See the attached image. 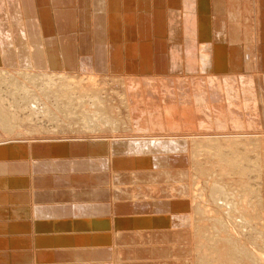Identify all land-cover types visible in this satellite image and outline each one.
I'll return each mask as SVG.
<instances>
[{"label":"rangeland","instance_id":"obj_1","mask_svg":"<svg viewBox=\"0 0 264 264\" xmlns=\"http://www.w3.org/2000/svg\"><path fill=\"white\" fill-rule=\"evenodd\" d=\"M25 1H27V0H17V2L19 3V12H21L20 19L23 23L31 21V18L33 17V15L30 14L29 10L25 9L26 7L23 6V4L24 5L29 4V1H27L26 3H25ZM169 1L170 0H163L164 4L162 3V0H159V2L157 4L155 1H152L153 4H151V5H154V7H152V8H150V7L147 8V6L145 8L141 7V5H142L141 4L139 9L137 7L133 8V10L131 11V14H130V12H126L124 10H121V11H114V10L110 11L107 9L103 10L100 13L105 15V19L107 21V24H105L103 26H101V25L98 26L97 23H94L97 21H96V17L95 18L93 17L94 13L92 12V9L91 10L88 9L86 12L84 8L81 9V5H78L75 8L72 5L64 6L61 2L60 3H53L52 1H47L45 3L37 4L36 16H37L39 22L41 23V25L44 27V29H42L41 31L45 32V36L51 37L53 40H55L54 38L57 39L56 43L57 42L58 43L56 44V46L59 45V46H57V47H59V49L55 50L56 52H53V53L57 54L58 57L60 56V58L62 57L61 59L59 58L60 62L57 65V67L59 65H60V67L59 68L56 67L57 69L54 68L56 70L53 69L54 70L53 72L56 74H59V73H61V74L67 73V75L71 74L72 76H74L76 78L75 82H72V83H75L74 84L75 86L77 83L76 81L81 79V83H80L81 85H79L80 90L81 91H83L84 89L86 90V87H87V89L89 90V91L88 90L87 91H88V94L90 96H92L94 94L93 93L94 91H92V94L89 93V92H91L90 89L91 88L94 89L93 87L95 86L96 87L95 90H97V91L99 90V94L101 96L103 95V98H106L105 99L106 102H109V103L111 102L110 104H112L114 111H116V113H114V114H116V116L115 115H114L115 117L113 116L114 117L113 120H115V124H117V125H114L116 127L113 126V128H115L114 130H116V131L115 132H114V130L112 131L111 130L112 124H109V125H104L103 127L100 125L99 126L95 125L93 127H95V130H97V129L98 130L96 132H93L92 125L86 126L85 124L82 123V121H80L82 124L81 125L80 122H77V120L73 121L72 117L74 116V113L71 112V110H68L69 111L68 112L69 117H67V118L64 117L65 115H62V113H57L58 112L57 108H55L56 106L53 103L51 104V107H50L52 112H50L49 115H51L52 113H54V114L51 115L52 117L51 116L48 117V118H51V120L44 119V121L43 120L40 121L41 117H39V120L35 119V120H33L34 122H32L31 120L30 121L25 120V121H22L20 123L17 122L18 124L17 123L15 124L17 126H15L14 134L11 132L3 131L1 129L0 130V144H4V143L10 144V143H14V142L27 144L25 146H29L28 144H30V148H31L30 150H32L33 152L29 151L28 153H30V154L25 153V155H24L23 151H20V153H18L16 155L18 157L14 156L12 154L6 153V155L8 154V156H6V155H4V156L6 158V161L10 165V166L7 165L8 167L7 166L6 167L11 169V171L1 170L0 175L1 174H4V175L7 174L8 176L9 175L12 176L14 174L13 176H15V177L17 176L19 178L22 177L24 180L28 179L29 175L27 172H29V171H30L29 172L30 174L37 175V176L33 175V178L43 177L44 175L46 176V174H47V175L57 176V178H59L58 180H60V177L62 175H64V177L70 178V179H68V178H66V179L72 180L74 182L72 183L71 181H69V182H64L63 184L69 183V184H67V186L71 185L72 189L74 188L73 190L79 191L81 194L77 193L75 191H72V190H68L67 188L58 190L59 187H57V186H59L60 183H58V181H56V180L50 181L49 182L50 184L48 183L50 186H48V187H42V186H40L42 184H39V183L37 184L38 187L36 186V184H35V187H33L32 183L29 180H27V181L25 180L26 182L24 181V185H25L24 187L22 184L19 185L22 188L21 187L7 186L6 188H3L2 190H0V192L7 191V192H11V194H14V192H17L18 190L19 191L23 190V191L32 192L31 193L32 200H33V198H35V199H34V202H32V203H31V201L29 202L28 200H27L28 202H25V201L21 202L20 200H18L19 198L17 199L16 197L15 198L12 197L13 200L10 199L11 201L9 199H7L10 201V202L9 201L7 202V200H6L7 203L5 202V200H3L4 202L1 201L0 208H2V206H3V208L5 207V209H6L9 205V207L6 210V212L7 211H9V212L6 213L5 215L6 216L8 214L9 215L11 214V215L10 216L8 215L7 217H4L5 215L2 217L0 216V222H1L0 225H5L6 227H10V229H7L10 231L11 230L13 231L15 229L13 231L14 234L17 233L19 236L25 235V237H27V236L31 235V237H32V235H34V239L37 236L39 238H41L40 234H43L42 232H44V231H40L39 228L41 227L40 226L41 224L44 225V222L46 220L47 221L45 222V224H47V223H49V225L55 224V226H56V224H57L56 221H58L60 219L61 220H60V222L58 221L59 223L57 225L58 226L63 225V226H61V229L63 231L66 230V231H72L73 232L76 230H83V231H85V232L87 231L89 233H91L92 231L97 230V229H98V231H101V230L106 231V229H102V228H106L109 226L108 221L110 222V221H115V220L118 221L119 220L118 223L121 222L123 224V229H124L123 233L128 232L129 231L128 229H131V228H132L131 229L132 232H134V233H135V231L138 232L141 229V228L137 227L139 224L135 225V226L130 224L131 228H129L130 226L127 223L134 216V215H132V212H130V214L127 212H123V210H121V208H124L126 206L124 208V209H126L127 207H130L129 205H132L135 203L136 204L142 203L143 205L144 204L147 205L149 203V201L144 202L145 201L144 199H143L144 201L141 200V202L139 200H135V199L138 198L137 195L143 193L144 191H145L144 194L146 192H147V194L151 192L150 191V188L152 189V187H150L151 186L150 183L152 181L151 177L152 178L157 177V175H156L158 173L157 168L159 165H161V164H159V162L157 160L165 161V158L167 156V159H168L167 163L169 162L168 169H172V170H176V171L178 169V171L181 172L182 167H183V169L186 168V170L188 168V170L190 169L189 172H191V174L194 173V176L196 175V171H197L196 176H198V177H195V178H198V179L200 178L199 179L200 181L203 179V176L200 173H201V171L204 170L203 168L207 167V170L209 171V173H212V175L214 173H216V175H213L214 178H217V175H218L221 177V178L220 177H218V178L222 179V178L226 177L228 174L229 177L234 176L233 178H238L239 182H240V180L242 182L244 181L246 183L248 181V182H250V184L251 183L253 184L254 182H258V185H261V186H259V189L262 192V194H260V198L258 199L259 200L258 205L254 206L252 204V201L255 202L256 200H254L255 198H253L254 197L253 193H252L253 195L248 194V190L250 188L248 189L244 185L245 187L242 188L240 192L243 193L242 196H244V194H245L244 197L246 198V200H248L246 203H248L249 205L248 204H245V205H247L249 208H251V206H253V207H256L257 210H259V209L261 210V211L259 210V212L262 216L260 231L258 232L256 230H254L253 228L249 229L250 226H246L248 233L246 231L244 233H242V231H241V233H242L243 237L246 236L245 238L248 241H252L255 239L258 242L260 241L261 247L263 249V246H264L263 245L264 244L263 243V241H264V238H263V236H264V232H263L264 231V193H263L264 192V187H263L264 186V51H262V50H264V0H234V1L233 0H174L175 2L173 0H171L170 2ZM82 2H86V0H82L81 4H82ZM160 3L162 5H159ZM171 3H173V4H171ZM228 5H229V7H228ZM233 5H234L236 11H235V9L232 10ZM158 6H160V8L162 6V9H160ZM175 9H176V11H175ZM228 9H230L232 12L230 10L227 11ZM90 12H92L93 14ZM159 12H161V13H159ZM118 13L125 14V15H127L129 13L128 15L131 17L130 23L132 25L129 23L128 24L129 26H127L125 28H123L124 25L120 26V28H118V30H115L111 25H109L108 23H110V21L112 23L113 17H115V15ZM185 14L188 16L187 18L190 21L188 19L186 21L183 20L184 18L186 19ZM112 15H113V17H112ZM181 16H184V18ZM158 17L159 18L161 17L160 18L161 20ZM123 18L125 19V17H123ZM133 18H136V19H133ZM232 18H236V19H238V21H234ZM208 21H209V23H208ZM217 21H219V22H217ZM56 25H58L57 26L58 29H57ZM142 25L143 26L147 25V26H144V27H146L147 32L140 30ZM150 28H151V30H150ZM96 29H97V31H96ZM123 29H124V32H123ZM116 31L118 33L120 32V35H118V33ZM174 33H176L177 35ZM68 40H69V42H67ZM72 42L75 44H73ZM85 43H87L88 45ZM65 45H67V46H65ZM73 45H74V47H73ZM23 46H24L23 48H27L29 45L26 44V42H24ZM125 47H128V48H125ZM202 49L204 52L206 51L205 52L206 55L203 54V55H205L204 59H203L202 53H200V50H202ZM59 50H62V52L64 51L65 54L63 53L64 55L63 54L59 55L58 54ZM132 50L133 51L135 50L134 51L135 53ZM246 50H247V52H246ZM108 52H109V54H108ZM72 54H73V56H72ZM245 56L246 57L248 56V58H246ZM201 57H202V61H200ZM162 59H164V60H162ZM61 60H63V61H61ZM126 60H127V62H126ZM158 60H160V62H158ZM172 60H173V62H171ZM203 61H204V63H202ZM171 63H173V65H171ZM66 64H68V65H66ZM144 64H146V65L144 66ZM129 65H130V67H129ZM76 66H77V68H76ZM89 67H91V68L89 69ZM155 67H159V68L157 69ZM48 69H47V71L49 72ZM97 70H99L100 72H98ZM172 70H175V71H172ZM130 75L132 76V78ZM90 77H93V79L91 78V80H94V83L92 81V83L90 84L91 86L88 85L89 86L88 87L87 82H88V80H90ZM135 77L137 78V80L140 79L142 81L140 82V80H138V82H137V80H134ZM161 77H163V79L166 77L168 79V81H172V83L174 81H178L179 83L176 82L177 83L176 85H178L180 87L179 89H181V87L183 88L182 85L187 82L190 87L185 84L184 85L185 89L184 88H183V90L181 89L182 91H185V92L187 90H189L186 93H187V95L191 94V96L190 95H188L187 97L185 96L186 100L190 99L189 101H191L192 97H194L192 95H195L196 97L198 96V97H200L199 100H203L202 103L204 105L203 104L202 105L204 107L206 106V108H204L201 105L199 106V104H201L200 103L201 101L200 102L198 101V97L194 98L192 100V101H195V103L193 102L194 104L189 103V101L186 102L185 97H184L185 92L181 93L180 90H177V88H176L177 86L176 87L174 86V88H176V89H174L172 87L175 82L172 85L169 84L170 88L172 87L171 88L172 91L170 89L169 90L171 91V94H172V92H175L176 94L174 93V95H171L172 98H171V96H168V94H170V91L167 89L168 85L167 86L165 85L166 82H164L162 84L163 79ZM128 78L130 79V81ZM166 78H165V80H167ZM227 78L228 79L230 78L229 81ZM172 79H174V81ZM190 79H191V81H190ZM211 79H213V80H211ZM148 80L152 84H153V81H154V83L157 82L159 84L158 87H157V85L153 84L154 88L156 86L157 90H155L156 88L154 90H151L152 85L150 86V88H148L152 92L151 95L149 93L150 90L148 91V89H147L148 92L144 91L146 89V86L144 87V85H141V83L142 84H148L147 83ZM181 80L183 81V84L181 83L182 82ZM185 80H186V82H185ZM234 80H236V81H234ZM96 82H98V83H96ZM103 82H105V83H103ZM226 82L232 87L235 84L236 85V86H234L235 89H233L232 87H229V85L226 84ZM232 82H235V83L233 84ZM131 83H133V84H131ZM157 83H155V84H157ZM221 83H224V85ZM77 84H79V82ZM93 84H94V86H93ZM135 84H136V87H135ZM179 84H182V85L180 86ZM210 84L211 85L216 84V86H218V88H221V89L220 90L219 89H213L215 86H210ZM71 85H73V84L69 83V86H71ZM121 85L123 86V88ZM225 85H227V87H228L227 89L225 88L226 87ZM75 86H73V87H75ZM209 86L213 90L214 94L211 93L212 90L209 88ZM222 86L226 90H228L229 88H232L233 90L230 89L231 92L228 90L229 93L228 92L226 93V94H228V96L225 95L226 96L225 97V96H223V94H225V93L222 94L223 91L225 92V90L222 91ZM127 87H130V89L131 88H133V89L130 90V89H127ZM139 87H141L142 90L139 89ZM191 87L193 90L191 89ZM246 87L248 88V90L246 89L247 91L245 90L246 93L244 94L243 91ZM62 88L64 89V87H62ZM215 88H217V87H215ZM68 89H71V87ZM207 89H210L211 92L208 93L209 91ZM134 90H136L137 93H135ZM215 90H217L220 93H218L217 91L215 92ZM239 90H241V91H239ZM62 91H64V90H62ZM132 91H133V94H132ZM176 91H178L180 93L177 94ZM206 91H207V93H206ZM130 92H131L132 96H131V94H129ZM141 92L143 95L147 94L148 97L146 95L145 96L146 98L139 99L140 96H141V98L144 97V96L142 97V95H140ZM237 92H239V93H237ZM242 93H243V95H245L244 97H243ZM153 94L156 96L154 97ZM180 94L183 95V97H184L183 98L181 96V98H182V100L180 99L181 106H179L180 103L178 105V102H177L178 100H176V98L180 97ZM215 94L216 95L219 94V95H217V97H215ZM246 94H248V95L246 96ZM173 96H175V97L177 96V97L174 98ZM156 97H157V99H156ZM169 97H170V99H169ZM188 97H189V99H188ZM223 97H224L225 101H223ZM231 97H232V99H231ZM124 98H126V99H124ZM216 98H218V99H216ZM183 99L185 100L184 103L182 102ZM218 100L221 102V104H223L225 102L224 105H221ZM196 101H198V102L196 103ZM125 104L127 107L124 106ZM182 104L183 105L188 104L187 105L188 108H187V106H185L184 107L185 109H184ZM190 104H192L193 106L198 105L199 107L194 106L195 107L194 108L192 106L193 109L191 110V109H189V108H191V106H189ZM207 104L208 105L211 104V106L209 107ZM218 104H220V106ZM66 105H67V103H64V107L68 106V105L67 106ZM138 105H139V108H138ZM61 107L63 108V106H61ZM201 107H203L204 109H201ZM198 108H200L199 109L200 111L195 110ZM215 108H216V110H215ZM217 108H219V109H217ZM188 109L190 112L188 111ZM186 110L188 111L187 114H186ZM201 110H202V112H201ZM128 111H131V113ZM215 111H216V113H215ZM203 112H205V113L207 112L206 113L207 115L206 114L204 115ZM209 113H211V114H209ZM72 114H73V116H70ZM197 114H199V115H197ZM53 115L55 116V118ZM219 115H221V117ZM217 116H219V117H217ZM116 117H117V119H116ZM118 117L120 119L122 118V122H120V119L118 120ZM52 118L55 120L53 121ZM70 121H72L74 124ZM116 122H118V123H116ZM84 127L85 128L87 127L88 130L85 129ZM90 129H92V130H90ZM112 133H114V134H112ZM188 137H189V139H188ZM195 137L197 139H200V140L204 139L208 143L217 141L218 138H221L222 140L219 139V141H221V144L223 143L221 145V147L222 148L224 147L223 148L224 150L228 149L227 153L230 152L229 156L232 158H230L229 156L227 157V155H226L227 153H225L226 156L222 155V159H221V154L220 155L219 154H211L212 158L211 157L209 158L208 157L209 155L206 156L207 155L206 153L210 152L212 150V148H209V149L204 148V147H208V146L205 144H203L204 145L203 146L202 141H196V143L193 142L194 140H197ZM200 137H202V138H200ZM208 137L211 139H208ZM77 138H79V139H77ZM238 138H239V140H238ZM240 138L245 139L243 141H247V140L249 141V139H253V138L255 139L256 138L255 140L257 141V143H255L256 145L253 144V145L247 146L248 144H243L242 142H240V140H241ZM147 139H148V141H147ZM149 140H151V141H149ZM223 140H224V142H223ZM237 140H238V144H237ZM92 141H93V143H92ZM125 141H127V142H125ZM188 141L191 145L198 144V146L202 150V151H200L199 148L197 149L198 152L200 151L199 152L200 155H198L199 157L198 156L196 157V158H200V160L197 159L198 161H196V159H195L196 163H198V166L196 163H194L195 161L194 162L188 161V163L185 164L186 167H184V164H183V166H182V164H179L181 166L178 165L179 162L180 163L182 162V159L184 157H185V161H186V157H187V155H189L188 153H189L190 149H189ZM226 141H228V142H226ZM231 141H233V142L231 143ZM120 142H122V143L124 142V143L122 144ZM128 142H129V145H128ZM133 142H138V144L133 143ZM153 142H155V143H153ZM200 142H201V144H200ZM234 142H235V145L233 144ZM125 143H127V146H125L126 145ZM132 143H133V145L130 146V144H132ZM145 143H146V148L148 150L145 148ZM229 143H231V144H229ZM121 144L123 147L124 146L127 148L131 147V148H133L132 150H135V151H132L131 149L129 151L126 149H123L122 146L120 147ZM148 144H151V146L149 147ZM152 144L154 146L157 145V150H159V151L156 150V146H155V148L152 147ZM136 145L138 146L140 151L138 150V148L135 147ZM139 145H141V147ZM158 145L160 147H158ZM164 145H165V148H164ZM233 145H234V147H233ZM244 145H245V147H244ZM252 146L253 147L255 146V148H253L254 150L252 149ZM143 147L146 149V151H143V150H145V149H143ZM240 147H242V148H240ZM248 147H251V149L253 150L252 152H254V154L250 152ZM114 148L116 149V151L113 150ZM158 148H160L161 151ZM162 148H163V151H162ZM166 148H168V149L166 150ZM247 148L249 151L246 150ZM141 149H143V150H141ZM149 150H150V152H148ZM153 150H154V153H153ZM156 151L159 153H157ZM234 151H235V156L233 153L231 154V152H234ZM21 152L24 156L21 154ZM136 152H138V154L141 153L142 155L141 154L138 155ZM238 152L241 153L240 156H239ZM248 152L250 154H248ZM204 153H205V159H204ZM19 154H21V155L19 156ZM242 154H246V155H242ZM251 154H253L255 156V159L257 158L256 161L254 158H251L253 156ZM33 155H34V157H32ZM150 155H152V157H150ZM181 155H184V156H181ZM216 155L219 156L220 158L218 157L219 158L218 159ZM130 156L131 157L134 156L133 161H131ZM174 156H176L178 158H176V160H175ZM14 157H16V158H14ZM118 157L119 158L121 157V158L119 159ZM128 157H129V159H128ZM135 157H136V159H135ZM138 157L145 158V161L142 158L140 160V158H138ZM147 157L149 158V161L147 160ZM155 157H156V159H155L156 161H154V162H156V164H158V166L153 161L150 162V159L152 158L151 160H154L153 158H155ZM172 157H174V158L171 159ZM181 157H183V158L181 159ZM244 157H245V159H244ZM29 158H33V159L30 160ZM44 158L45 159L49 158L48 160H50V161H47ZM114 158H116V159H114ZM215 158L217 161H220V163L216 162V160H214ZM228 158L231 162L228 160ZM234 158H236L235 161L238 162V163L236 162L237 164L235 163V161L232 162V160H234ZM246 158L249 160H247ZM258 158H260V159H258ZM27 159H29V160H27ZM63 159H65V160H63ZM121 159H122V161H121ZM125 159H126V162H125ZM162 159H164V160H162ZM206 159H208V160H206ZM115 160H117L119 163ZM135 160H137V162H135ZM210 160L215 161V163L212 161L214 163V164H212V162ZM242 160H244V162ZM23 161L25 162V164ZM28 161L31 163V165H29L30 163H28ZM221 161H222L223 165L221 164ZM40 162H41V164H42V162H43V164L45 162L46 163L44 165L43 164L41 165ZM48 162L52 163L53 166L57 162L55 165V167H57V166L59 167L56 169L57 171L56 170H55V172L50 171L51 174H50V172H47V171H41V170H44L45 167H47L46 165ZM140 162H141V164H140ZM226 162L230 163V165L227 164ZM255 162L259 163V164L257 163L258 164L257 166H259V167L255 166L256 165ZM26 163H28V164H26ZM129 163H131V164H129ZM149 163H151V164H149ZM189 163H192V164H189ZM199 163H200V165H199ZM231 163L233 166L231 165ZM32 164H34V165H32ZM122 164L126 165V167L124 165H123L124 166L123 167ZM135 164L136 165L140 164V166H138V165L136 166ZM220 164L222 166V169L224 168V170L221 169ZM238 164L242 165V166L239 165V167H240L239 171H241L239 173H241V174H239V173L238 174H239V176L241 175L240 177H238V175L236 177L237 171L239 169V167H237ZM11 165H13V166H11ZM129 165H132L133 167L131 166L129 168ZM147 165H149L150 167ZM195 165H196V167H194ZM211 165L213 167H210ZM224 165H226V166H224ZM234 165H236V167ZM251 165H253V166H251ZM25 166H26V168H24ZM151 166H153V167H151ZM154 166H156V167L154 168ZM208 166H209L210 170H209ZM228 166H231V167H233V170H236V171H234L235 174H232L234 172H232L233 171L232 168L228 167ZM250 166H251V168L246 170V172H245L246 174H245L244 169H247ZM254 166L259 171L256 170L254 168ZM49 167H51V165ZM214 167H219V168L214 169ZM245 167H247V168H245ZM226 168H228V169H226ZM229 168H231V170H232L231 172H230ZM241 168H243L244 171L241 170ZM15 169H17V170H15ZM20 169H22L24 172H22V170H20ZM27 169H29V170H27ZM127 169H128V171H127ZM211 169H212V171H211ZM143 170H144V172H143ZM150 170H151V172L153 170V172H155V173L152 172L153 173L152 174L150 172ZM218 170L220 172H218ZM249 170H251L253 174ZM61 171L65 172V173H63ZM135 171H136V173H135ZM176 171H175V173H176ZM253 171H255V173ZM146 172H148V173L146 174ZM131 173H134V174H131ZM141 173L144 176L148 175L149 173L150 174L143 178V176H141ZM198 173H199V175H198ZM247 173H249V174H247ZM256 173H258L259 175ZM130 174L133 177H131ZM4 175H3V178H5ZM117 175L120 177L118 178ZM247 175H248V177H247ZM129 176H130V178H129ZM135 176L137 178H134ZM139 176H141L142 178H140ZM199 176H202V177H199ZM123 177H125V178H123ZM149 177H150V179H149ZM231 177H230V179H232ZM103 178H105V179H103ZM29 179L32 180V178H29ZM139 179H140V182H139ZM185 179H187V178H185ZM61 180H64V179L61 178ZM79 180H80V182H79ZM98 181H100V182H98ZM106 181H109V183ZM114 181H115V184H113ZM144 181H146V182H144ZM28 182H30V183H28ZM110 182H111V184H110ZM183 182L187 183L188 181L183 180L182 183ZM101 183L106 185V187L105 188L100 187L103 185ZM142 183H144V185ZM167 183L165 182L163 184V186H162V184L160 185L161 187L159 189H160V191L161 190L162 191L159 194L164 192L160 195V197H162V198H160L161 200H163L165 202L167 201V203L168 202L172 203L173 201H175V199L177 201H179V200H181V198L182 199L184 198V196L182 197L180 195L181 193H179V192L173 194L174 192H176L175 189L179 188L178 183H176V182H172V184L168 183L169 187H167V185H166ZM136 184L138 186H140L141 188L138 187ZM141 184L143 185V188H142ZM237 184H239V183H237ZM27 185H29L31 189L33 187V189L30 190V188H27L28 187ZM80 185L84 186V188H82ZM111 185H113V186H111ZM114 185H116L117 187L119 185V190L116 186L114 187ZM64 186H66V185H64ZM75 186H77L79 189L81 187L82 190L81 189L79 190ZM88 186H89V188H88ZM107 186H111L112 188L108 187V189L106 190ZM120 186H123V188L126 192H132V194H135V195H129L130 197H127V198L124 197L125 196L124 192H121V193L119 192V191H121V188H122V187L120 188ZM174 186H176V188ZM162 187H163V189H162ZM49 188L52 189L53 191L50 190ZM60 188H62V187H60ZM98 188H100V189H98ZM139 188L142 191L138 190ZM83 189H84V192H83ZM87 189H93V190L87 191ZM111 189H112L113 193H112ZM147 189L150 192H148ZM244 189L246 191L245 193L243 192ZM166 190H167V192H166ZM106 191H108L109 193ZM133 191H136V192H133ZM251 191L252 190L250 189L249 193H251ZM33 192H36V194H34ZM39 192H40V194L44 192L43 193L44 195L43 194L39 195ZM137 192L139 194H137ZM72 193L75 194V196H77V197H75ZM119 193H120V195H119ZM122 193L124 196L122 195ZM246 193L248 194V197L246 196ZM58 194H60V195L58 196ZM170 194L171 195L173 194L175 196H170ZM35 195H37V196H35ZM62 195H63V197H62ZM114 195H116V196H114ZM121 195L123 196V198ZM167 195H169V196H167ZM56 196H58V197H56ZM71 196H73V197H71ZM111 196L113 198H111ZM119 196H120V199H119ZM134 196H136V197L134 198ZM251 198H252V201H251ZM171 199H173V201ZM249 199H250V201H249ZM114 200H117V201L115 202ZM123 200H125V201L122 202ZM131 200H133L134 203H132L133 201H131ZM95 201H96V203H95ZM118 202H122V203H119L120 205L117 206L116 203H118ZM250 203L252 204L251 206H250ZM27 204H29V205H27ZM36 204L40 205V206H44L45 208H47V206H50L51 208L53 206H56L57 208L60 207L59 208L60 210L55 212V213H52L53 215L49 214V213H48V215H46V213L43 212L46 216L43 213H40L37 215L31 214V213H26L27 215H25V214L21 213L22 216H20L19 215L20 213L18 214L16 212L14 218L12 217V211L11 210L14 209V207H15V210H19L17 208H20V206H22V205H24V206L26 205L27 208H30V207L32 208ZM59 205H61V206H59ZM67 205H68V207H66ZM121 205H122V207H121ZM50 207H48V208L51 209ZM62 207H64V208H62ZM70 207H72V208L69 209ZM73 207L75 208L74 210H73ZM112 207H114L118 210H115L114 208L112 210L111 209ZM248 207H246V208H248ZM66 208L68 211L66 210ZM79 208H81V209H79ZM61 209H62V212H61ZM78 209H79L80 213H79ZM69 210H70V213H69ZM111 210L114 212H112ZM155 210L157 211L158 209H155ZM250 210H252V209H250ZM178 211H180V209H178ZM171 212H173L174 215L172 213L168 212V214L164 216V215L159 214L157 212L152 213V211H150L151 215H154V216L150 217L146 221V222H148V223H146L147 227L145 225L144 226L145 228L143 227L144 229L142 228L140 230V231L143 230L144 232H146V231L149 232V230L151 231V229H153L157 234H163L166 232V233L170 234L169 239L168 240H163L161 238L157 239V238H159V235H158L157 238H155V239L154 238H143L142 239L143 242H139V245L141 244L140 246H142L145 243V245H147L149 247H153V246H155L156 248L159 247L158 249H161L162 246H165L166 248H168V247H170V248L173 247L175 249L178 248L177 249L178 253H180V252H181V254L184 253L183 255L186 256V257L180 256L177 253V256L174 258L177 259L176 261L179 264H187V262H191V260H193V264H197V263H195V256L196 255L200 256L199 255V254H201L200 249L198 248L199 249L198 250L197 248L190 247L191 246V245H189L190 242L188 240H186V237H184V236H186L185 234L184 235L181 233L176 234V232H178L176 230L177 228H180V227L184 228V229L187 227H193L194 228V226H193L192 222L189 221L188 218H186L185 219L186 221H184V224L183 223L179 224L180 227L178 226V222L172 223V225L170 227H172V226L173 227L171 229L168 226L169 223L172 221L170 216H175L176 211L175 212L171 211ZM189 212H188L190 214L189 216L195 220V218H196L195 217L196 216L195 211L190 210ZM212 212L214 213V211H212ZM100 213H102V214H100ZM108 213H110V214H108ZM126 213H127V216H126ZM186 213L187 212H185L184 214H186ZM17 214L19 217L17 216ZM67 214H69V215H67ZM131 216H132V218H131ZM82 217H84L88 220H86ZM156 217H157V220H156ZM32 218L34 220H32ZM44 218H46V220ZM48 218H50V219H48ZM74 218L76 221L74 220ZM103 218H104V220H103ZM71 219L74 220L73 221L74 226H72L73 224H72ZM93 219H95V220H93ZM162 219H166L165 223L164 222L162 223L165 225H162L161 223L155 224V222L158 223ZM77 220H78V222H77ZM150 220H152V221H150ZM18 221L20 223H23V225L27 223V226L29 228L28 227H26L28 229L24 228L26 225L22 227V224H20V223L18 224ZM38 221H43V222H40V225H39ZM63 221H65V224ZM151 222H154L153 225L156 227L153 226L154 228H151L152 227ZM166 222H168V223H166ZM29 223L30 224L32 223L33 225L31 224V226H29L30 225ZM66 223H67V225H66ZM93 223H96V224H93ZM115 223L117 225V222H115ZM7 224H9V225H7ZM16 224H18V228H20V229L17 228ZM89 224H91V225H89ZM105 224H106V226H105ZM110 225L112 226V224H110ZM157 225L158 226L162 225L163 228L161 226L158 227ZM76 226H77V228H76ZM84 226L86 228L88 227L90 229H88V228L84 229ZM63 227H64V229H63ZM73 227H74V229H72ZM118 227L119 226H115V228H113V229H116L115 231H118L117 230ZM92 228H94V229H92ZM99 228H101V229H99ZM120 228H122V227H119L118 229H120ZM157 228L160 229V231L157 230ZM168 228H170V229H168ZM32 229H33V231H32ZM137 229H138V231H137ZM145 229H146V231H145ZM28 231H30V232H28ZM131 231H129V232H131ZM152 231H151V233L154 232V231L153 232ZM250 231H252V232H250ZM60 232L66 233V232H62V231H60ZM29 233H30V235H29ZM61 233H59V234H61ZM173 235H176V236L172 237ZM254 235H255V237H254L255 239L253 238ZM257 235H258V239L256 238ZM182 237L184 240L182 239ZM259 238L260 239L262 238V239L259 240ZM35 240H34V243H35ZM148 240H150V241H148ZM174 240H176L177 243ZM144 241H147V242H144ZM151 241H152V243H151ZM160 241H163V243ZM182 241H184V242H182ZM129 242H130L129 240H128V242H126V244H125L126 248L135 246V248L138 249L139 245L137 242H135V244L130 242L132 245L134 244L133 246ZM173 242H175L176 244ZM36 243L32 246L33 248L26 247V249L28 248L27 250L30 252V250H32V249L44 250L46 248H50L49 247L50 243H47V244H41L40 243L39 245ZM120 243L117 242V244H115V247L117 250L119 248H121L122 246H124V244L122 246H119V245H121ZM149 243H151V244H149ZM153 243H155V244H153ZM167 243H169V244H167ZM178 243H179V245H178ZM106 244H108V243H106ZM180 244H181V246H180ZM111 245L112 244L110 243L108 246H111ZM169 245H171V246H169ZM50 246H52L51 248H54V250H57L58 247L60 249L63 247L64 250L72 248L71 246L68 247L66 245L65 246L64 245H60V246L58 245V247H57V245H54L55 247H53V245H50ZM89 246H91V245H88V247ZM56 247H57V249H56ZM188 247L191 248L192 250L188 249ZM143 248H144V246L141 247V249L139 247V250L142 251ZM0 249H2V248H0ZM7 249L8 248L6 247L5 251ZM10 249L16 253L18 251L20 253V255L25 253V251H24L25 247H23V246L19 247V248H13V249L10 248ZM257 249H259V248H257ZM13 251H11L12 254L14 253ZM21 251H23L24 253L23 252L21 253ZM186 251L188 252V254L186 253ZM142 253L145 254V250L142 251ZM168 254H169V252L167 253V255ZM179 256L182 258H180ZM147 258L151 259V257H149L147 255H143V256L138 257V258L133 257L132 259H126L125 258L124 262L126 264H132L133 260L136 259L135 262H133V264H137L138 262H140V264H141V262H142L141 259L148 260ZM51 259L55 260L56 262L61 261L60 259L56 260V258L53 256H52V258H50V260ZM153 259H156V258L153 257L152 260ZM180 259H183V260H180ZM186 259H187V261H186ZM18 260L20 262V259H18ZM50 260H48L47 262H53ZM126 260L128 261V263ZM152 260H150V261H152ZM170 260H172V259H170ZM0 261H1L0 264H5L4 260H0ZM21 263H16V264H21ZM70 264H78V263L76 261H72ZM80 264H82V263H80ZM118 264H123V260L118 261ZM164 264H173V263L171 262V263H164ZM188 264H190V263H188Z\"/></svg>","mask_w":264,"mask_h":264},{"label":"bare ground","instance_id":"obj_2","mask_svg":"<svg viewBox=\"0 0 264 264\" xmlns=\"http://www.w3.org/2000/svg\"><path fill=\"white\" fill-rule=\"evenodd\" d=\"M27 1H29V4H26V5H24L23 4V6H25L26 8L25 9H28L29 10V12H30V14H32L33 15V17L31 18V21H28V22H26V23H23L22 21H21V19H20V14H21V12H19V3L17 2V0H0V130L2 129L3 131H6V132H11V133H13L14 134V129H15V126H17V125H15L17 122H22V121H25V120H31L32 122H34L33 120H39V117H41L40 118V121L41 120H43L44 121V119H49V120H51V118H48L49 116H51L52 114H54V113H52L51 115H49V113L50 112H52V110H51V104L53 103V104H55V108H57V113H62V115H65L64 117H69V111L68 110H71V112H73L74 113V116H73V114L72 115H70V116H73L72 118H73V121H75V120H77V122H80V121H82V123L83 124H85L86 126L87 125H89V126H91L92 125V127L93 126H95V125H100V126H104V125H109V124H112V131L115 129V128H113V126L114 125H117V124H115V120H113L114 119V117L116 116V114H114V113H116V111H114V109H113V106H112V104H110L109 102H106L105 101V99L106 98H103V95L101 96L100 94H99V90L97 91V90H95V86H94V84H93V88L94 89H90V91L91 92H89V93H91L92 94V91H94L93 93V95L92 96H90L89 94H88V89H87V87H86V90L84 89H82L83 91H81L80 90V87H79V85H81L80 83H81V79L80 80H77L76 82L78 83L79 82V84H77L76 83V86L74 85L75 83H72V82H75V80H76V78L74 77V76H72L71 74H69V75H67V73L66 74H61V73H59V74H56V73H54L53 71L54 70H56L57 68H59L60 67V65L57 67V65L59 64V62H60V59L62 58H60V56L58 57V55L57 54H55V53H53V52H56L55 50H58L59 49V47H57V46H59V45H57L56 46V44L58 43H56V38H54L55 40H53L51 37H48V36H45V32H43V31H41L42 29H44V27L41 25V23L39 22V20H38V18H37V16H36V13H37V4H41V3H45V2H47V1H52L53 3H62L64 6H69V5H72V6H74L75 8L78 6V5H81V9L82 8H84L85 9V11L87 12V10L89 9V10H91L92 9V12L94 13V15H93V17L95 18L96 17V21L97 22H94V23H97V25L98 26H103V25H105V24H107V21H106V19H105V15L104 14H102V13H100V12H102L103 10H110V11H112V10H114V11H121V10H124V11H126V12H130V14H131V11L133 10V8H135V7H137L138 9L140 8V5H141V7H146L147 6V8H152V7H154V5H151V4H153L152 3V1H155L156 2V4L159 2V0H86V2H82V4H81V1L82 0H27ZM27 1H25V3L27 2ZM171 1V0H170ZM169 1V2H170ZM174 1V0H173ZM234 1V0H233ZM161 2V1H160ZM165 2V1H164ZM164 2H163V0H162V3L164 4ZM175 2V1H174ZM87 3V4H86ZM168 3V2H167ZM233 3V2H232ZM263 3V2H262ZM61 4V5H62ZM171 4H173V3H171ZM22 5V4H21ZM159 5H162L161 3L159 4ZM159 8H160V6H158ZM228 7H229V5H228ZM231 7V6H230ZM17 8V9H16ZM80 8V7H79ZM136 8V9H137ZM143 8V9H144ZM173 8V7H172ZM142 9V10H143ZM160 9H162V6H161V8ZM159 9V10H160ZM231 9V8H230ZM230 9H228L227 11H229ZM235 9V7H234V5L232 6V10H234ZM79 10V9H78ZM158 10V11H159ZM171 10V9H170ZM74 11V10H73ZM139 11V10H138ZM161 11V10H160ZM175 11H176V9H175ZM231 11V10H230ZM235 11H236V9H235ZM28 12V11H27ZM92 12H90V13H92ZM232 12V11H231ZM78 13V12H77ZM92 13V14H93ZM159 13H161V12H159ZM175 13V12H174ZM183 13V12H182ZM230 13V12H229ZM129 14V13H128ZM125 15V14H121V13H118V14H116L115 15V17H113V15H112V17H113V24L111 23V21H110V23H108L109 25H111L115 30H118V28H120V26H123V28H125V27H127V26H129L128 24L130 23V16L129 15ZM164 14V13H163ZM78 15V14H77ZM84 15V14H83ZM91 15V14H90ZM178 15V14H177ZM181 15V14H180ZM186 15V14H185ZM82 16V15H81ZM152 16V15H151ZM123 17H125V19L123 18ZM181 17H183L184 18V16H181ZM188 16L186 15V19L184 18L183 20H187L188 18H187ZM71 18V17H70ZM159 18V17H158ZM161 18V17H160ZM159 18V19H160ZM171 18V17H170ZM73 19V18H72ZM71 19V20H72ZM81 19V18H80ZM133 19H136V18H133ZM193 19V18H192ZM209 19V18H208ZM234 21H238V19H236V18H232ZM70 20V21H71ZM161 20V19H160ZM159 20V21H160ZM189 20V19H188ZM212 20V19H211ZM220 20V19H219ZM93 21V20H92ZM135 21V20H134ZM190 21V20H189ZM207 21V20H206ZM167 22V21H166ZM183 22V21H182ZM212 22V21H211ZM217 22H219V21H217ZM222 22V21H221ZM57 23V22H56ZM59 23V22H58ZM73 23V22H72ZM135 23V22H134ZM184 23V22H183ZM182 23V24H183ZM208 23H209V21H208ZM239 23V22H238ZM74 24V23H73ZM131 24V23H130ZM65 25V24H64ZM63 25V26H64ZM132 25V24H131ZM58 25H56V27H57ZM68 26V25H67ZM144 26H147V25H144ZM143 25H142V27H141V31H145V32H147V30H146V27H144ZM65 27V26H64ZM165 27V26H164ZM112 28V29H113ZM145 28V29H144ZM184 28V27H183ZM57 29H58V27H57ZM70 29V28H69ZM133 29V28H132ZM137 29V28H136ZM216 29V28H215ZM62 30V29H61ZM114 30V31H115ZM120 30V29H119ZM122 30V29H121ZM150 30H151V28H150ZM231 30V29H230ZM96 31H97V29H96ZM136 31V30H135ZM218 31V30H217ZM117 32V31H116ZM123 32H124V29H123ZM127 32V31H126ZM125 32V33H126ZM118 33V32H117ZM110 34V33H109ZM152 34V33H151ZM156 34V33H155ZM158 34V33H157ZM162 34V33H161ZM174 34H176V33H174ZM118 35H120V32L118 33ZM127 35V34H126ZM177 35V34H176ZM229 35V34H228ZM42 36V37H41ZM101 36V35H100ZM215 36V35H214ZM64 37V36H63ZM68 37V36H67ZM123 37V36H122ZM151 37V36H150ZM71 38V37H70ZM97 38V37H96ZM152 38V37H151ZM67 39V38H66ZM65 39V40H66ZM84 39V38H83ZM101 39V38H100ZM143 39V38H142ZM115 40V39H114ZM82 41V40H81ZM24 42H26V44H28L29 46L27 47V48H23L24 46H23V44H24ZM67 42H69V40L67 41ZM101 42V41H100ZM99 42V43H100ZM115 42V41H114ZM73 43V42H72ZM82 43V42H81ZM132 43V42H131ZM63 44V43H62ZM71 44V43H70ZM73 44H75V43H73ZM85 44H87V43H85ZM147 44V43H146ZM88 45V44H87ZM96 45V44H95ZM112 45V44H111ZM121 45V44H120ZM167 45V44H166ZM65 46H67V45H65ZM72 46V45H71ZM79 46V45H78ZM81 46V45H80ZM83 46V45H82ZM69 47V46H68ZM73 47H74V45H73ZM102 47V46H101ZM167 47V46H166ZM82 48V47H81ZM85 48V47H84ZM114 48V47H113ZM125 48H128V47H125ZM164 48V47H163ZM215 48V47H214ZM66 49V48H65ZM121 49V48H120ZM137 49V48H136ZM67 50V49H66ZM93 50V49H92ZM109 50V49H108ZM179 50V49H178ZM248 50V49H247ZM247 50H246V52H247ZM69 51V50H68ZM133 51V50H132ZM135 51V50H134ZM133 51V52H134ZM262 51H264V50H262ZM104 52V51H103ZM110 52V51H109ZM109 52H108V54H109ZM132 52V53H133ZM153 52V51H152ZM206 52V51H205ZM205 52L203 51V49L202 50H200V53H202V56H203V59L205 58ZM65 54V52L63 51L62 52V50H59V55H62V54ZM73 53V52H72ZM98 53V52H97ZM135 53V52H134ZM172 53V52H171ZM170 53V54H171ZM177 53V52H176ZM63 54V55H64ZM121 54V53H120ZM127 54V53H126ZM131 54V53H130ZM173 54V53H172ZM180 54V53H179ZM203 54H205V55H203ZM163 55V54H162ZM70 56V55H69ZM68 56V57H69ZM72 56H73V54H72ZM107 56V55H106ZM75 57V56H74ZM136 57V56H135ZM246 57V56H245ZM60 58V59H59ZM94 58V57H93ZM246 58H248V56L246 57ZM104 59V58H103ZM177 59V58H176ZM73 60V59H72ZM156 60V59H155ZM161 60V59H160ZM160 60H158V62H160ZM162 60H164V59H162ZM179 60V59H178ZM61 61H63V60H61ZM71 61V60H70ZM112 61V60H111ZM129 61V60H128ZM200 61H202V57H201V60ZM91 62V61H90ZM120 62V61H119ZM126 62H127V60H126ZM157 62V61H156ZM157 62V63H158ZM163 62V61H162ZM171 62H173V60L171 61ZM180 62V61H179ZM178 62V63H179ZM66 63V62H65ZM202 63H204V61L202 62ZM207 63V62H206ZM126 64V63H125ZM137 64V63H136ZM208 64V63H207ZM250 64V63H249ZM248 64V65H249ZM66 65H68V64H66ZM70 65V64H69ZM143 65V64H142ZM146 64H144V66H145ZM171 65H173V63H171ZM206 65V64H205ZM62 66V65H61ZM91 66V65H90ZM106 66V65H105ZM123 66V65H122ZM201 66V65H200ZM57 67V68H56ZM75 67V66H74ZM100 67V66H99ZM112 67V66H111ZM129 67H130V65H129ZM133 67V66H132ZM248 67V66H247ZM49 68V69H48ZM54 68H56V69H54ZM73 68V67H72ZM76 68H77V66H76ZM91 67H89V69H90ZM106 68V67H105ZM115 68V67H114ZM155 68H159V67H155ZM164 68V67H163ZM206 68V67H205ZM47 69L49 70V72L47 71ZM54 69V70H53ZM183 69V68H182ZM203 69V68H202ZM104 70V69H103ZM160 70V69H159ZM171 70V69H170ZM58 71V70H57ZM84 71V70H83ZM98 72H100L99 70H97ZM117 71V70H116ZM169 71V70H168ZM172 71H175V70H172ZM62 72V71H61ZM67 72V71H66ZM126 72V71H125ZM178 74V73H177ZM71 75V76H70ZM142 75V74H141ZM167 75V74H166ZM119 76V75H118ZM123 76V75H122ZM131 76V75H130ZM156 76V75H155ZM238 76V75H237ZM245 76V75H244ZM89 77V76H88ZM241 77V76H240ZM81 78V77H80ZM91 78L93 79V77H90V80H91ZM125 78V77H124ZM131 78H132V76H131ZM134 78V77H133ZM162 79H163V77H161ZM166 78V77H165ZM165 78L163 79V82H162V84L164 83V82H166V86L168 85V90L170 89L171 91H172V87L174 88V86L177 88V90H180L181 91V93L182 92H185V91H182L183 90V88L185 87L184 85L186 84L187 86H189L188 85V83L186 82V80H185V84H183V81L181 82L182 84H179L180 86L182 85L183 86V88L181 87V89H179L180 87L178 86V85H176L177 83L176 82H178V81H174V79H172L174 82V84L172 83V81H168V79L167 80H165ZM210 78V77H209ZM223 78V77H222ZM225 78V77H224ZM250 78V77H249ZM248 78V79H249ZM78 79V78H77ZM89 79V78H88ZM119 79V78H118ZM129 79V78H128ZM143 79V78H142ZM179 79V78H178ZM203 79V78H202ZM201 79V80H202ZM206 79V78H205ZM214 79V78H213ZM213 79H211V80H213ZM228 79V78H227ZM230 79V78H229ZM229 79H228V81H229ZM237 79V78H236ZM244 79V78H243ZM242 79V80H243ZM247 79V80H248ZM86 80V79H85ZM88 80V84H87V86L89 85V86H91L90 84L92 83V81H93V83H94V80ZM134 80H137V78L135 77V79ZM138 80H140V79H138ZM138 80H137V82H138ZM146 80V79H145ZM165 80V81H164ZM171 80V79H170ZM189 80V79H188ZM239 80V79H238ZM241 80V81H242ZM83 81V80H82ZM129 81H130V79H129ZM142 80H140V82H141ZM144 81V80H143ZM149 81V80H148ZM147 81V83L148 84H142L141 83V85H144V87L146 86V89L144 90V91H146V92H148L150 89H148V88H150V86L152 85V87H151V90H154L155 88H156V86H155V88H154V86H153V84L154 85H157V87H158V83L157 82H155V83H157V84H155L154 83V81H153V84L152 83H150V81L148 82ZM162 81V80H161ZM190 81H191V79H190ZM195 81V80H194ZM220 81V80H219ZM218 81V82H219ZM225 81V80H224ZM227 81V82H228ZM234 81H236V80H234ZM90 82V83H89ZM135 82V81H134ZM136 82V83H137ZM139 82V83H140ZM205 82V81H204ZM215 82V81H214ZM226 82V84H228ZM231 82V81H230ZM244 82V81H243ZM69 83H71V84H73V85H71V86H69ZM96 83H98V82H96ZM103 83H105V82H103ZM117 83V82H116ZM160 83V82H159ZM179 83V82H178ZM202 83V82H201ZM233 84L235 83V82H232ZM113 84V83H112ZM129 84V83H128ZM131 84H133V83H131ZM172 85L173 84V86L170 88V85ZM213 84V83H212ZM221 84H223L224 85V83H221ZM239 84V83H238ZM247 84V83H246ZM84 85V84H83ZM96 85V84H95ZM105 85V84H104ZM140 85V84H139ZM140 85V86H141ZM161 85V84H160ZM200 85V84H199ZM205 85V84H204ZM229 85V84H228ZM73 86H75V87H73ZM88 86V87H89ZM119 86V85H118ZM122 86V85H121ZM126 86V85H125ZM186 86V87H187ZM210 86H215V87H217V88H213V89H221V88H218V86H216V84L215 85H211L210 84ZM210 86H209V88H210ZM226 87V89L228 88L227 87V85H225ZM234 86H236L235 84H234ZM234 86L232 87V86H230L229 85V87H232L233 89H235L234 88ZM62 87H64V89L62 88ZM71 87V89H68V88H70ZM73 87V88H72ZM83 87V86H82ZM115 87V86H114ZM135 87H136V84H135ZM138 87V86H137ZM190 87V86H189ZM199 87V86H198ZM203 87V86H202ZM201 87V88H202ZM221 87V86H220ZM122 88H123V86H122ZM126 88V87H125ZM143 88V87H142ZM176 88H174V89H176ZM232 88H229L228 90L231 92V90H233ZM127 89H130V87H127ZM131 89H133V88H131ZM130 89V90H131ZM139 89H141V87H139ZM147 89H148V91H147ZM166 89V88H165ZM185 89V88H184ZM190 89V88H189ZM191 89H192V87H191ZM199 89V88H198ZM211 89V88H210ZM210 89H207L209 92L208 93H210L211 92V90ZM226 89H224V87L222 86V91L223 90H225V92L223 91L222 92V94L223 93H225V94H223V96H228V94H226L227 92L229 93V91L228 90H226ZM231 89V90H230ZM242 89V88H241ZM248 90V88L246 87L245 89H244V94L246 93V91ZM62 90H64V91H62ZM88 90V91H87ZM125 90V89H124ZM137 90V89H136ZM136 90H134L135 91V93H137L136 92ZM142 90V89H141ZM151 90H150V95H151ZM155 90H157V88L155 89ZM169 90V91H170ZM193 90V89H192ZM201 90V89H200ZM246 90V91H245ZM138 91V90H137ZM168 91V92H169ZM171 91H170V94H168V96H171V95H174V93L175 92H172V94H171ZM175 91V90H174ZM189 90H187L186 92H188ZM217 90H215V92H216ZM238 91V90H237ZM239 91H241V90H239ZM139 92V91H138ZM177 92V94L178 93H180V92H178V91H176ZM185 92V95H184V97L186 96H188V95H190L191 96V94H188L187 95V93ZM203 92V91H202ZM218 92V91H217ZM233 92V91H232ZM145 93V92H144ZM190 93V92H189ZM192 93V92H191ZM206 93H207V91H206ZM211 93H213V90H212V92ZM218 93H220V92H218ZM237 93H239V92H237ZM105 94V93H104ZM129 94H131V92L129 93ZM132 94H133V91H132ZM132 94H131V96H132ZM157 94V93H156ZM176 94V93H175ZM203 94V93H202ZM214 94V93H213ZM138 95V94H137ZM140 95H142V97L143 98H141V96H140V98L139 99H144V98H146L145 96L147 95V94H145V95H143L142 94V92L140 93ZM217 95H219V94H217ZM217 95L215 94V97H217ZM242 95H243V93H242ZM248 94H246V96H247ZM136 96V95H135ZM139 96V95H138ZM153 96L155 97L156 95H154L153 94ZM178 96V95H177ZM176 96V97H177ZM181 96L183 97V95H181L180 94V97H178V98H176L175 96H173L174 98H176V100H178L177 102H178V105H179V103H180V105L179 106H181V101H180V99L182 100V98H181ZM192 96H194V97H192V99H191V101L194 99V98H197L195 95H192ZM200 96V95H199ZM206 96V95H205ZM225 96V97H226ZM245 95H243V97H244ZM107 97V96H106ZM125 97V96H124ZM137 97V96H136ZM147 97H148V95H147ZM152 97V96H151ZM153 97V98H154ZM183 97V98H184ZM186 97H185V100H186ZM202 97V96H201ZM221 97V96H220ZM234 97V96H233ZM112 98V97H111ZM127 98V97H126ZM126 98H124V99H126ZM133 98V97H132ZM137 98V99H138ZM150 98V97H149ZM171 98H172V96H171ZM191 98V97H190ZM199 98L200 97H198V101L201 103V104H199V106L201 105V106H203L204 104L202 103V101L203 100H199ZM230 98V97H229ZM237 98V97H236ZM235 98V99H236ZM110 99V98H109ZM121 99V98H120ZM135 99V98H134ZM133 99V100H134ZM156 99H157V97H156ZM169 99H170V97H169ZM188 99H189V97H188ZM216 99H218V98H216ZM231 99H232V97H231ZM245 99V98H244ZM132 100V101H133ZM184 99H183V103H184V101H185ZM190 100V99H189ZM189 100H186V102L187 101H189ZM196 100V99H195ZM220 100V99H219ZM218 100V101H219ZM234 100V99H233ZM121 101V100H120ZM119 101V102H120ZM136 101V100H135ZM134 101V102H135ZM138 101V100H137ZM180 101V102H179ZM189 101V103H192V104H194L195 103V101ZM198 101H196V103L198 102ZM223 101H225V99H224V97H223ZM229 101V100H228ZM232 101V100H231ZM142 102V101H141ZM194 102V103H193ZM206 102V101H205ZM220 102V101H219ZM218 102V103H219ZM64 103H67V107H64ZM117 103V102H116ZM125 103V102H124ZM130 103V102H129ZM207 103V102H206ZM223 103V102H222ZM225 103V102H224ZM224 103L223 104H221V102H220V104L221 105H224ZM141 104V103H140ZM186 104V103H185ZM192 104H190L189 106H191V108H189V109H193L192 108ZM203 104V105H202ZM220 104H218L219 106H220ZM130 105V104H129ZM136 105V104H135ZM188 105V104H187ZM187 105H183L182 104V106H183V108L185 107V106H187ZM208 105V104H207ZM226 105V104H225ZM54 106V105H53ZM52 106V107H53ZM61 106H63V108L61 107ZM123 106V105H122ZM124 106H126V104L124 105ZM194 106H196V107H199L198 105H194ZM193 106V107H194ZM209 107L211 106V104L210 105H208ZM127 107V106H126ZM130 107V106H129ZM155 107V106H154ZM204 107V106H203ZM203 107H201V109H204V108H206V106L203 108ZM224 107V106H223ZM54 108V109H55ZM62 108V109H61ZM138 108H139V105H138ZM187 108H188V106H187ZM186 108V109H187ZM195 108V107H194ZM220 108V107H219ZM219 108H217V109H219ZM226 108V107H225ZM124 109V108H123ZM185 109V108H184ZM183 109V110H184ZM189 109H188V111H189ZM200 108H198V109H195V110H199ZM56 110V109H55ZM120 110V109H119ZM130 110V109H129ZM215 110H216V108H215ZM185 111V110H184ZM187 110H186V114H187V112H188ZM196 111V112H197ZM200 111V110H199ZM221 111V110H220ZM54 112V111H53ZM118 112V111H117ZM120 112V111H119ZM128 112H130L131 113V111H128ZM190 112V111H189ZM201 112H202V110H201ZM218 112V111H217ZM138 113V112H137ZM176 113V112H175ZM204 113V115L207 113H205V112H203ZM215 113H216V111H215ZM78 114V115H77ZM136 114V113H135ZM182 114V113H181ZM200 114V113H199ZM199 114H197V115H199ZM209 114H211V113H209ZM218 114V113H217ZM56 115V114H55ZM115 115V116H114ZM137 115V114H136ZM183 115V114H182ZM181 115V116H182ZM207 115V114H206ZM54 116V115H53ZM114 116V117H113ZM220 117H221V115H219ZM219 116H217V117H219ZM52 117V116H51ZM156 117V116H155ZM158 117V116H157ZM201 117V116H200ZM213 117V116H212ZM54 118H55V116H54ZM59 118V117H58ZM137 118V117H136ZM208 118V117H207ZM53 119V118H52ZM116 119H117V117H116ZM120 118L118 117V120H119ZM55 119H53V121H54ZM57 120V119H56ZM127 120V119H126ZM129 120V119H128ZM156 120V119H155ZM42 121V122H43ZM63 122V121H62ZM69 122V121H68ZM70 122H72V121H70ZM120 122H122V118L120 119ZM129 122V121H128ZM211 122V121H210ZM209 122V123H210ZM55 123V122H54ZM73 123V122H72ZM116 123H118V122H116ZM204 123V122H203ZM18 124V123H17ZM57 124V123H56ZM74 124V123H73ZM76 124V123H75ZM80 124H81V122H80ZM121 124V123H120ZM211 124V123H210ZM54 125V124H53ZM82 125V124H81ZM57 126V125H56ZM88 126V127H89ZM122 126V125H121ZM55 127V126H54ZM97 127V126H96ZM114 127H116V126H114ZM56 128V127H55ZM85 128V127H84ZM122 128V127H121ZM85 129H87V127L85 128ZM117 129V128H116ZM88 130V129H87ZM90 130H92V129H90ZM95 127H93V132H96L97 130H95ZM110 130V131H111ZM116 130H114V132H115ZM118 131V130H117ZM91 132V131H90ZM99 133V132H98ZM121 133V132H120ZM19 134V133H18ZM112 134H114V133H112ZM20 135V134H19ZM191 137V136H190ZM150 138V137H149ZM194 138V137H193ZM196 138V137H195ZM200 138H202V137H200ZM205 138V137H204ZM236 138V137H235ZM77 139H79V138H77ZM97 139V138H96ZM116 139V138H115ZM127 139V138H126ZM188 139H189V137H188ZM197 139V138H196ZM208 139H211V138H209L208 137ZM219 139H221V138H218V140L217 141H214V142H210V143H208L206 140H200V139H197V140H194L193 142H195L196 143V141H202V145L203 144H205V145H207L208 147H204V148H212V152L210 151V152H208V153H206L207 155L206 156H208L209 158L211 157V154H221V159H222V155L223 156H226L227 155V157L229 156V154H230V152L229 153H227V150L228 149H223L222 147H221V145L223 144H221V141H219ZM237 139V138H236ZM241 139V138H240ZM256 139V138H255ZM254 138L253 139H249V141L247 140V141H243V140H245V139H241L240 140V142H242L243 144H248L247 146H249V145H253V144H255V143H257V141L255 140ZM73 140V139H72ZM94 140V139H93ZM155 140V139H154ZM222 140V139H221ZM238 140H239V138H238ZM238 140H237V144H238ZM147 141H148V139H147ZM149 141H151V140H149ZM156 141V140H155ZM190 141V140H189ZM189 141H188V143H189ZM212 141V140H211ZM110 142V141H109ZM108 142V143H109ZM125 142H127V141H125ZM139 142V141H138ZM138 142H133V143H136V144H138ZM160 142V141H159ZM191 142V141H190ZM204 142V143H203ZM223 142H224V140H223ZM226 142H228V141H226ZM230 142V141H229ZM233 141H231V143H232ZM239 142V143H240ZM92 143H93V141H92ZM97 143V142H96ZM120 143H122V142H120ZM124 143V142H123ZM122 143V144H123ZM133 143L132 144H130V146H132L133 145ZM148 143V142H147ZM153 143H155V142H153ZM158 143V142H157ZM156 143V144H157ZM231 143H229V144H231ZM259 143V142H258ZM101 144V143H100ZM122 144L120 145V147L122 146ZM126 145L125 146H127V143H125ZM144 144V143H143ZM163 144V143H162ZM200 144H201V142H200ZM199 144V145H200ZM234 145H235V142L233 143ZM241 144V143H240ZM25 145H27V144H22V143H16V142H14V143H10V144H0V171L1 170H8V171H11V169H9V168H7L8 166L7 165H9V163L6 161V158H5V156L4 155H6V153H8V154H12V155H14V156H16L18 153H20V151H23V153H24V155H25V153L27 154L29 151L30 152H33L32 150H30L31 148H30V144H28L29 146H25ZM110 145V144H109ZM114 145V144H113ZM128 145H129V142H128ZM149 145V147L151 146V144H148ZM160 145V144H159ZM158 145V147H160ZM234 145H233V147H234ZM256 145V144H255ZM95 146V145H94ZM116 146V145H115ZM119 146V145H118ZM123 147V149H126V150H132L133 148H131V147ZM140 147H141V145H139ZM156 146V150H157V145H155ZM155 146L152 144V147H154L155 148ZM173 146V145H172ZM204 146V145H203ZM239 146V145H238ZM50 147V146H49ZM66 147V146H65ZM101 147V146H100ZM136 148H138V146L136 145L135 146ZM231 147V146H230ZM244 147H245V145H244ZM243 147V148H244ZM257 147V146H256ZM26 148V149H25ZM117 148V147H116ZM145 148H146V143H145ZM144 147H143V149H145ZM164 148H165V145H164ZM200 149V151H202L201 150V148L198 146V144H194V145H191L190 143H189V149H190V151H189V155H187V157H186V161H185V157L183 158V157H181V159H182V162L180 163H178L177 161V163H178V165L179 164H182V166H183V164H184V167H186V163H188V161L189 162H191V161H195V159H196V161H198V160H200V158H196L198 155H200V151L198 152V150L197 149ZM240 148H242V147H240ZM249 148V150H250V152L251 153H253L254 154V152H252L254 149L253 148H255V146L253 147L252 146V149H251V147H248ZM248 148L246 149V150H248ZM111 149V148H110ZM143 149H141V150H143ZM147 149V148H146ZM146 149L145 150H143V151H146ZM150 149V148H149ZM152 149V148H151ZM158 149H160V148H158ZM168 148H166V150H167ZM203 149V148H202ZM239 149V148H238ZM87 150V149H86ZM113 150H115L116 151V149L114 148ZM138 150H139V148H138ZM148 150V149H147ZM155 150V149H154ZM154 150H153V153H154ZM224 150V151H223ZM241 150V149H240ZM248 150V151H249ZM124 151V150H123ZM132 151H135V150H132ZM140 151V150H139ZM138 151V152H139ZM157 151H159V150H157ZM156 151V152H157ZM160 151H161V149H160ZM162 151H163V148H162ZM207 151V150H206ZM236 151V150H235ZM235 151L234 152H231V154L233 153L234 154V156H235ZM242 151V150H241ZM240 151V152H241ZM245 151V150H244ZM86 152V151H85ZM93 152V151H92ZM127 152V151H126ZM131 152V151H130ZM138 152H136L137 154H138ZM142 152V151H141ZM148 152H150V150L148 151ZM155 152V153H156ZM123 153V152H122ZM129 153V152H128ZM132 153V152H131ZM144 153V152H143ZM147 153V152H146ZM152 153V152H151ZM157 153H159V152H157ZM184 153V152H183ZM202 153V152H201ZM225 153H227L226 155H225ZM239 153V152H238ZM246 153V152H245ZM8 154L6 155V156H8ZM21 154H22V152H21ZM21 154H19V156L21 155ZM28 154H30V153H28ZM34 154V153H33ZM97 154V153H96ZM136 154V155H137ZM141 154V153H140ZM140 154H138V155H140ZM186 154V153H185ZM248 154H250L249 152H248ZM253 154H251V155H253ZM23 155V154H22ZM23 155V156H24ZM81 155V154H80ZM91 155V154H90ZM133 155V154H132ZM135 155V156H136ZM137 155V156H138ZM142 155V154H141ZM160 155V154H159ZM164 155V154H163ZM162 155V156H163ZM203 155V154H202ZM241 155V153H239V156ZM242 155H246V154H242ZM38 156V155H37ZM85 156V155H84ZM122 156V155H121ZM129 156V155H128ZM144 156V155H143ZM181 156H184V155H181ZM214 156V155H213ZM217 156V155H216ZM233 156V155H232ZM257 156V155H256ZM16 157H18V156H16ZM16 157H14V158H16ZM29 157V156H28ZM32 157H34V155L32 156ZM36 157V156H35ZM93 157V156H92ZM97 157V156H96ZM108 157V156H107ZM123 157V156H122ZM131 157V156H130ZM134 157V156H133ZM133 157H131V161H133L134 160V158ZM145 157V156H144ZM149 157V156H148ZM147 157V160L149 161V158ZM150 157H152V155H150ZM158 157V156H157ZM175 157V160H176V158H178V157H176V156H174ZM174 157H172L171 159H173ZM199 157V156H198ZM219 156H217V158H218ZM230 157V156H229ZM248 157V156H247ZM11 158V157H10ZM9 158V159H10ZM70 158V157H69ZM119 158V157H118ZM121 158V157H120ZM119 158V159H120ZM127 158V157H126ZM133 158V159H132ZM138 158H140V157H138ZM142 159H144V161H145V158H143V157H141ZM141 158H140V160H141ZM165 158V157H164ZM180 158V157H179ZM212 158V157H211ZM220 158V157H219ZM218 158V159H219ZM230 158H232V157H230ZM249 158V157H248ZM251 158H254L255 159V156L253 155ZM30 160L31 159H33V158H29ZM29 159H27V160H29ZM38 159V158H37ZM45 159V158H44ZM49 159V158H48ZM48 159H45V160H47V161H50V160H48ZM114 159H116V158H114ZM123 159V158H122ZM122 159H121V161H122ZM128 159H129V157H128ZM135 159H136V157H135ZM152 159V158H151ZM150 159V162L151 161H156L155 159H156V157L155 158H153L154 160H151ZM198 159V160H197ZM204 159H205V153H204ZM225 159V158H224ZM239 159V158H238ZM244 159H245V157H244ZM247 159V158H246ZM257 159V158H256ZM256 159H255V161H256ZM258 159H260V158H258ZM63 160H65V159H63ZM162 160H164V159H162ZM167 156H166V158H165V161H161V160H157L158 162H159V164H161V165H159L158 166V164H156V162H154L157 166H158V173L156 174L157 175V177H151V186L150 187H152V189L150 188V191L148 190V192H150V193H148L147 194V192L144 194V192L143 193H141V194H139L138 192V190H140V186H138L137 184V186L138 187H140L137 191V194H139V195H137V197L138 198H136L135 200H139L140 202H141V200H143L144 202H148L149 201V203L147 204V205H143L142 203H140V204H132V205H129L130 207H127L126 209H124V208H121L122 207V205H121V210H123V212H127V213H129L130 214V212H132V215H134L133 216V218H132V216H131V220L129 221V222H127L128 223V225L130 226V224H132V225H138L137 227L138 228H143L145 225H146V223H148V222H146L150 217H152V216H154V215H151V213H150V211H152V213H154V212H157V213H159V214H162V215H167L168 214V212H170V213H172L173 215H174V213L173 212H171V211H176L175 212V216H170L171 217V219H172V221L169 223V227L172 225V223H176V222H178V226H179V224L181 223H183L184 224V221H186L185 219L186 218H188V220L189 221H191L192 222V224H193V226H194V228L193 227H187V228H181L180 226V228H175L178 232H176V234H179V233H181V234H185L186 236H184V237H186V240H188L190 243H189V245H191L190 247H194V248H199L200 249V253L201 254H199L200 256H198V255H196L195 256V263H197V264H264V246H263V249H262V247H261V242L259 241H257L254 237H255V235L253 236V238L255 239V240H252V241H248L245 237L246 236H244L243 237V235H242V233H244L245 231L248 233V231H247V227L246 226H250V228L249 229H251V228H253L254 230H256V231H260V226H261V222H262V216H261V214H260V212H259V210H257L256 209V207H253V206H251L252 204L254 205V206H256V205H258V202H259V198H260V194H262V192H261V190L259 189V186H261V185H258V182H254L253 184L251 183L250 184V182H248L247 181V183L246 182H242L241 180H240V182H239V179L238 178H233V177H231L232 179H230V177L228 176V174H227V176L226 177H224V178H222V179H219L218 177H220V176H218L217 175V178H214L213 177V175H216V173H214L213 175H212V173H209V171L207 170V167L206 168H203L204 170L203 171H201V173L200 174H202V176H203V179L200 181L198 178H195V177H198V176H196L197 175V171H196V175L194 176V173L193 174H191V172H189L190 171V169L188 170V168H187V170H186V168L185 169H183V167H182V169H181V172H179L178 171V169H177V171L176 170H172V169H168V167H169V162L167 163ZM170 160V159H169ZM206 160H208V159H206ZM214 160H216V158L214 159ZM227 160V159H226ZM228 160H229V158H228ZM232 160V159H231ZM236 160V158H234V160H232V162H234ZM241 160V159H240ZM247 160H249V159H247ZM22 161V160H21ZM115 161H117V160H115ZM196 161L194 162V163H196ZM211 161V160H210ZM213 161V160H212ZM211 161V162H212ZM230 161V160H229ZM243 162H244V160H242ZM10 162V161H9ZM24 162V161H23ZM44 162V161H43ZM43 162H42V164H43ZM54 162V161H53ZM113 162V161H112ZM118 162V161H117ZM125 162H126V159H125ZM135 162H137V160H135ZM205 162V161H204ZM214 163H215V161H213ZM212 162V164H214ZM216 162H219L220 163V161H217L216 160ZM231 162V161H230ZM237 161H235V163H236ZM251 162V161H250ZM14 163V162H13ZM28 163H30L29 161H28ZM28 163H26V164H28ZM46 163V162H45ZM44 163V164H45ZM49 163V162H48ZM47 163V167H45V169L44 170H41V171H47V172H50V171H52V172H55V170L57 169V168H59L58 166L57 167H55V165H56V163H55V165L53 166L52 165V163H49L48 164ZM119 163V162H118ZM124 163V162H123ZM132 163V162H131ZM131 163H129V164H131ZM139 163V162H138ZM144 163V162H143ZM176 163V164H177ZM207 163V162H206ZM210 163V162H209ZM218 163V164H219ZM227 164H229L230 165V163H228V162H226ZM234 163V164H235ZM238 163V162H237ZM236 163V164H237ZM240 163V162H239ZM256 163V165L255 166H257L259 163L258 162H255ZM254 163V164H255ZM258 163V164H257ZM17 164V163H16ZM15 164V165H16ZM20 164V163H19ZM22 164V163H21ZM24 164H25V162H24ZM38 164V163H37ZM40 164H41V162H40ZM41 164V165H42ZM43 164V165H44ZM54 164V163H53ZM84 164V163H83ZM110 164V163H109ZM128 164V163H127ZM140 164H141V162H140ZM140 164H137L138 166H140ZM146 164V163H145ZM149 164H151V163H149ZM153 164V163H152ZM189 164H192V163H189ZM197 164V166H198V163H196ZM217 164V163H216ZM221 164H222V161H221ZM221 164H220V166H221ZM247 164V163H246ZM249 164V163H248ZM29 165H31V163L29 164ZM32 165H34V164H32ZM51 165V167H49ZM124 164H122V166H123ZM134 165V164H133ZM136 165V164H135ZM136 165V166H137ZM143 165V164H142ZM154 165V164H153ZM171 165V164H170ZM199 165H200V163H199ZM223 165V164H222ZM231 165H232V163H231ZM239 165H241V164H238L237 165V167H239ZM7 166V167H6ZM10 166V165H9ZM11 166H13V165H11ZM18 166V165H17ZM125 167H126V165H124ZM123 166V167H124ZM128 166V165H127ZM132 165H129V168L131 167ZM146 166V165H145ZM147 166H149V165H147ZM174 166V165H173ZM177 166V165H176ZM179 166H181V165H179ZM216 166V165H215ZM219 166V165H218ZM224 166H226V165H224ZM233 166V165H232ZM235 167H236V165H234ZM242 166V165H241ZM246 166V165H245ZM251 166H253V165H251ZM251 166L249 167V168H247V167H245V168H247V169H244L243 170V168H241V170H243L244 171V173L246 172V170H248V169H250L251 168ZM255 166H254V168H255ZM22 167V166H21ZM20 167V168H21ZM42 167V166H41ZM133 167V166H132ZM150 167V166H149ZM151 167H153V166H151ZM156 166H154V168H155ZM193 167V166H192ZM194 167H196V165L194 166ZM193 167V168H194ZM201 167V166H200ZM210 167H213L212 165L210 166ZM228 167H231V166H228ZM244 167V166H243ZM257 167H259V166H257ZM13 168V167H12ZM18 168V167H17ZM24 168H26V166L24 167ZM29 168V167H28ZM172 168V167H171ZM202 168V167H201ZM208 168H209V166H208ZM215 168H219V167H214V169ZM232 168V170H233V167H231ZM231 168H229V170H230V172L232 171L231 170ZM37 169V168H36ZM39 169V168H38ZM94 169V168H93ZM138 169V168H137ZM144 169V168H143ZM198 169V168H197ZM206 169V170H205ZM213 169V170H214ZM221 169H222V166H221ZM226 169H228V168H226ZM238 169V168H237ZM253 169V168H252ZM256 170H258L257 168H255ZM254 169V170H255ZM15 170H17V169H15ZM20 170H22V169H20ZM27 170H29V169H27ZM103 170V169H102ZM145 170V169H144ZM144 170H143V172H144ZM195 170V169H194ZM209 170H210V168H209ZM222 170H224V168L222 169ZM221 170V171H222ZM240 170V167H239V169H238V171H237V174H236V177H237V175H238V177H240L239 176V174H241V173H239V172H241V171H239ZM255 170V171H256ZM57 171V170H56ZM127 171H128V169H127ZM146 171V170H145ZM175 171H176V173H175ZM211 171H212V169H211ZM234 171H236V170H233L232 172H234ZM242 171V172H243ZM251 173H252V171L251 170H249ZM255 171H253L254 173H255ZM259 171V170H258ZM257 171V172H258ZM17 172V171H16ZM22 172H24L23 170H22ZM30 172V171H29ZM29 172H27L28 173V179L27 180H29L31 183H32V186L33 187H35V184H36V186H37V184L39 183V184H42V185H40V186H42V187H48V186H50L49 184V182L50 181H53V180H56V181H58V183H60V185L59 186H57V187H59V189L58 190H60V189H65V188H67L68 190H72V191H75V192H77V193H80L79 191H76V190H73L72 189V186L70 185V186H67V184H69V183H67V184H63L64 182H69V181H71L72 183L74 182V181H72V180H68V179H70V178H68V177H64V175H62L61 177H60V180H58L59 178H57V176H54V175H47L46 174V176L44 175L43 177H39V178H33V175L32 174H30ZM61 172H63V171H61ZM98 172V171H97ZM114 172V171H113ZM134 172V171H133ZM149 172V171H148ZM148 172H146V174L148 173ZM150 172H151V170H150ZM152 172H153V170H152ZM151 172V173H152ZM179 172V173H178ZM216 172V171H215ZM218 172H220L219 170H218ZM229 172V171H228ZM59 173V172H58ZM63 173H65V172H63ZM77 173V172H76ZM135 173H136V171H135ZM153 173H155V172H153ZM152 173V174H153ZM239 173V174H238ZM260 173V172H259ZM9 174V173H8ZM50 174H51V172H50ZM61 174V173H60ZM59 174V175H60ZM103 174V173H102ZM125 174V173H124ZM131 174H134V173H131ZM130 174V176L131 177H133L132 175ZM145 174V173H144ZM150 174V173H149ZM148 174V175H149ZM191 174V175H190ZM221 174V173H220ZM232 174H235V172L234 173H232ZM231 174V175H232ZM243 174V173H242ZM246 174V173H245ZM247 174H249V173H247ZM253 174V173H252ZM256 174H258V173H256ZM255 174V175H256ZM3 175L4 174H1L0 175V190H2L3 188H6L7 186H13V187H21V186H19V185H23V187L25 186L24 185V181L26 180H24L22 177L21 178H19V177H15V176H8L7 174L6 175H4L5 176V178H3ZM66 175V174H65ZM93 175V174H92ZM116 175V174H115ZM138 175V174H137ZM148 175H146V176H148ZM198 175H199V173H198ZM244 175V174H243ZM259 175V174H258ZM34 176H37V175H34ZM118 176V175H117ZM130 176H129V178H130ZM141 176H143V178L144 177H146V176H144L142 173H141ZM141 176H139L140 178H142ZM153 176V175H152ZM202 176H199V177H202ZM224 176V175H223ZM83 177V176H82ZM104 177V176H103ZM107 177V176H106ZM114 177V176H113ZM120 176H118V178H119ZM247 177H248V175H247ZM250 177V176H249ZM29 178H32V180L31 179H29ZM61 178L62 179H64V180H61ZM66 178H68V179H66ZM108 178V177H107ZM111 178V177H110ZM123 178H125V177H123ZM122 178V179H123ZM134 178H137L136 176L134 177ZM185 178H187V179H185ZM221 178V177H220ZM83 179V178H82ZM91 179V178H90ZM89 179V180H90ZM102 179V178H101ZM103 179H105V178H103ZM109 179V178H108ZM107 179V180H108ZM112 179V178H111ZM149 179H150V177H149ZM26 180V181H27ZM110 180V179H109ZM137 180V179H136ZM143 180V179H142ZM183 180H185V181H188L187 183H182V181ZM25 181V182H26ZM101 181V180H100ZM100 181H98V182H100ZM103 181V180H102ZM120 181V180H119ZM118 181V182H119ZM131 181V180H130ZM134 181V180H133ZM238 181V182H237ZM251 181V180H250ZM30 182H28V183H30ZM55 182V181H54ZM79 182H80V180H79ZM87 182V181H86ZM105 182V181H104ZM103 182V183H104ZM106 182H108L109 183V181H106ZM137 182V181H136ZM139 182H140V179H139ZM138 182V183H139ZM143 182V181H142ZM144 182H146V181H144ZM161 182V183H160ZM171 183L172 184V182H176V183H178L179 185V188H177V189H175L176 188V186H174L175 188V191L176 192H174L173 194H175V193H181L180 195L183 197L184 196V198L182 199L181 198V200H179V201H177L175 198V201H173V199H171L173 202L171 203H167V201L165 202V201H163V200H161L160 198H162V197H160V195L162 194V193H164V192H162L161 194H159L161 191H160V185L162 184V186H163V184L164 183ZM239 183V184H237V183ZM49 183V184H48ZM88 183V182H87ZM103 183H101V184H103ZM121 183V182H120ZM124 183V182H123ZM127 183V182H126ZM132 183V182H131ZM168 183L166 184L167 185V187H169L168 186ZM27 184V183H26ZM110 184H111V182H110ZM113 184H115V181H114V183ZM117 184V183H116ZM143 185H144V183H142ZM141 184V185H142ZM64 185H66V186H64ZM77 185V184H76ZM84 185V184H83ZM88 185V184H87ZM108 185V184H107ZM122 185V184H121ZM140 185V184H139ZM143 185H142V188H143ZM149 185V184H148ZM246 186V188H250L252 191H251V193H249V190H248V194H254V197L253 198H255L254 200H256L255 202H253L252 201V198H251V201H252V204L250 203V206H251V208H249L247 205H245V204H248V203H246L248 200H246V198L244 197L245 196V194H244V196H242L243 195V193L242 192H240L241 191V189L242 188H244L245 186ZM28 187L27 188H30V186L29 185H27ZM54 186V185H53ZM52 186V187H53ZM78 186V185H77ZM77 186H75V187H77ZM82 188H84V186H82V185H80ZM79 186V187H80ZM111 186H113V185H111ZM111 186H107V188H106V190L108 189V187H110V188H112ZM116 185H114V187H115ZM134 186V185H133ZM171 186V185H170ZM242 186V187H241ZM250 186V187H249ZM33 187H32V189H33ZM38 187V186H37ZM51 187V188H52ZM60 187H62V188H60ZM81 187H80V189H81ZM87 187V186H86ZM96 187V186H95ZM99 187V186H98ZM100 187H106V185H102V186H100ZM117 187V186H116ZM122 187V188H121ZM147 187V186H146ZM264 187V186H263ZM22 188V187H21ZM78 188V187H77ZM88 188H89V186H88ZM93 188V187H92ZM118 190H119V185H118ZM120 188H121V191H119L120 193L121 192H124V194H125V196L123 195V193H122V195L124 196V197H130L129 195H135V194H132V192H126L125 190H124V188H123V186H120ZM245 188V189H246ZM31 188H30V190H32ZM50 189V188H49ZM48 189V190H49ZM53 189V188H52ZM52 189H50V190H52ZM79 189V188H78ZM79 189V190H80ZM98 189H100V188H98ZM102 189V188H101ZM162 189H163V187H162ZM245 189H244V193L246 192L245 191ZM22 190V189H21ZM29 190V191H30ZM49 190V191H50ZM82 190V189H81ZM91 191V190H93V189H87V191ZM105 190V189H104ZM144 190V189H143ZM169 190V189H168ZM35 191V190H34ZM39 191V190H38ZM53 191V190H52ZM67 191V190H66ZM71 191V192H72ZM86 191V192H87ZM100 191V190H99ZM110 191V190H109ZM111 191H112V189H111ZM140 191H142V190H140ZM164 191V190H163ZM47 192V191H46ZM51 192V191H50ZM59 192V191H58ZM64 192V191H63ZM70 192V191H69ZM83 192H84V189H83ZM106 192H108V191H106ZM133 192H136V191H133ZM166 192H167V190H166ZM261 192V193H260ZM31 193L32 192H28V191H17V192H14V194H11V192H7V191H2V192H0V204H1V201H3V200H5V202H6V200L7 199H12V197L13 198H19L18 200H20L21 202H23V201H25V202H30L31 201V203L32 202H34V199L35 198H33V200H32V196H31ZM34 194H36V192H33ZM44 193V192H43ZM43 193H41V194H43ZM61 193V192H60ZM67 193V192H66ZM65 193V194H66ZM109 193V192H108ZM112 193H113V191H112ZM116 193V192H115ZM120 193H119V195H120ZM264 193V192H263ZM40 194V192H39V195H41ZM54 194V193H53ZM73 194V193H72ZM81 194V193H80ZM167 194V193H166ZM171 195L170 194V196H175V195ZM248 194L246 193V196L248 197ZM252 194V195H253ZM33 195V194H32ZM38 195V194H37ZM37 195H35V196H37ZM44 195V194H43ZM56 195V194H55ZM60 194H58V196H59ZM74 196H75V194H73ZM84 195V194H83ZM113 195V194H112ZM117 195V194H116ZM116 195H114V196H116ZM121 195V196H122ZM46 196V195H45ZM58 196H56V197H58ZM80 196V195H79ZM109 196V195H108ZM123 196H122V198H123ZM148 196V197H147ZM167 196H169V195H167ZM48 197V196H47ZM62 197H63V195H62ZM69 197V196H68ZM71 197H73V196H71ZM75 197H77V196H75ZM74 197V198H75ZM81 197V196H80ZM118 197V196H117ZM136 196H134V198H135ZM251 197V196H250ZM79 198V197H78ZM111 198H113L112 196H111ZM116 198V197H115ZM170 198V197H169ZM262 198V197H261ZM60 199V198H59ZM77 199V198H76ZM106 199V198H105ZM110 199V198H109ZM117 199V198H116ZM119 199H120V196H119ZM130 199V198H129ZM133 199V198H132ZM148 199V200H147ZM150 199V200H149ZM9 200H7V202L9 201ZM13 200V199H12ZM28 200V201H27ZM38 200V199H37ZM170 200V201H171ZM11 201V200H10ZM9 201V202H10ZM97 201V200H96ZM96 201H95V203H96ZM108 201V200H107ZM111 201V200H110ZM115 202L117 201V200H114ZM119 201V200H118ZM125 200H123L122 202H124ZM131 201H133V200H131ZM163 201V202H162ZM249 201H250V199H249ZM4 202V201H3ZM6 202V203H7ZM91 202V201H90ZM122 202H118V203H116L117 204V206L118 205H120L119 203H122ZM137 202V201H136ZM19 203V202H18ZM44 203V202H43ZM71 203V202H70ZM112 203V202H111ZM110 203V204H111ZM131 203V202H130ZM132 203H134V201L132 202ZM3 204V203H2ZM52 204V203H51ZM75 204V203H74ZM79 204V203H78ZM109 204V203H108ZM114 204V203H113ZM260 204V203H259ZM27 205H29V204H27ZM45 205V204H44ZM50 205V204H49ZM56 205V204H55ZM70 205V204H69ZM98 205V204H97ZM112 205V204H111ZM125 205V204H124ZM249 205V204H248ZM2 206V205H1ZM24 205H22V206H20V208H17V209H19V210H15V207H14V209H12L11 211H12V217L14 218V216H15V214H16V212L20 215V216H22V214L21 213H23V214H25V215H27L26 213H31V214H40V213H43V212H45L46 213V215H48V213L49 214H52V213H55V212H57V211H59L60 209V207L59 208H57L56 206H53L52 208L50 207V206H47V208H45L44 206H40V205H34L32 208L30 207V208H27V206L25 205L24 207H23ZM59 206H61V205H59ZM63 206V205H62ZM65 206V205H64ZM74 206V205H73ZM80 206V205H79ZM248 207V208H246V207ZM8 207H9V205H8ZM7 207V208H8ZM13 207V206H12ZM29 207V206H28ZM48 207H50L51 209H49ZM56 207V208H55ZM66 207H68V205L66 206ZM81 207V206H80ZM116 207V206H115ZM118 207V208H119ZM258 207V206H257ZM7 208L5 209V207L3 208V206H2V208H0V216L2 217V216H4L6 213H8L9 211H7L6 212V210H7ZM62 208H64V207H62ZM72 207H70L69 209H71ZM82 208V207H81ZM81 208H79V209H81ZM100 208V207H99ZM113 208L114 207H112L111 209L113 210ZM117 208V207H116ZM116 208H114L115 210H118V209H116ZM119 208V209H120ZM261 208V207H260ZM5 209V210H4ZM75 208L73 207V210H74ZM79 209H78V211H79ZM155 209H158L157 211L155 210ZM176 209V210H175ZM178 209H180V211H178ZM250 209H252V210H250ZM10 210V209H9ZM65 210V209H64ZM66 210H67V208H66ZM77 210V209H76ZM111 210V211H112ZM126 210V211H125ZM190 210H194L195 211V220L194 219H192L189 215V211ZM10 211V212H11ZM68 211V210H67ZM83 211V210H82ZM212 211H214V213L212 212ZM261 211V210H260ZM15 212V213H14ZM61 212H62V209H61ZM65 212V211H64ZM75 212V211H74ZM85 212V211H84ZM96 212V211H95ZM112 212H114V211H112ZM185 212H187L186 214H184ZM189 212V213H188ZM193 212V211H192ZM60 213V212H59ZM69 213H70V210H69ZM76 213V212H75ZM79 213H80V211H79ZM78 213V214H79ZM89 213V212H88ZM127 213H126V216H127ZM169 213V214H170ZM179 213V214H178ZM194 213V212H193ZM14 214V215H13ZM18 214H17V216H18ZM44 214V213H43ZM61 214V213H60ZM64 214V213H63ZM90 214V213H89ZM100 214H102V213H100ZM108 214H110V213H108ZM9 215V214H8ZM7 215V216H8ZM11 215V214H10ZM9 215V216H10ZM45 215V214H44ZM45 215V216H46ZM53 215V214H52ZM55 215V214H54ZM67 215H69V214H67ZM71 215V214H70ZM81 215V214H80ZM84 215V214H83ZM171 215V214H170ZM6 215L4 216V217H7ZM100 216V215H99ZM111 216V215H110ZM114 216V215H113ZM161 216V215H160ZM19 217V216H18ZM25 217V216H24ZM89 217V216H88ZM87 217V218H88ZM102 217V216H101ZM163 217V216H162ZM27 218V217H26ZM56 218V217H55ZM67 218V217H66ZM69 218V217H68ZM73 218V217H72ZM77 218V217H76ZM82 218H84V217H82ZM94 218V217H93ZM106 218V217H105ZM112 218V217H111ZM114 218V217H113ZM166 218V217H165ZM45 220H46V218H44ZM48 219H50V218H48ZM78 219V218H77ZM84 219H86V218H84ZM100 219V218H99ZM6 220V219H5ZM31 220V219H30ZM32 220H34L33 218H32ZM40 220V219H39ZM44 220V221H45ZM61 220V219H60ZM60 220H58L59 222H60ZM69 220V219H68ZM72 220V224H73V221L75 220V218H74V220L73 219H71ZM86 220H88V219H86ZM93 220H95V219H93ZM102 220V219H101ZM103 220H104V218H103ZM111 220V219H110ZM154 220V219H153ZM156 220H157V217H156ZM165 220L166 219H162V220H160L158 223H156L155 222V224H162L163 222L165 223ZM47 221V220H46ZM45 221V222H46ZM56 221V220H55ZM58 221H56L57 222V224L59 223ZM66 221V220H65ZM65 221H63L64 222V224H65ZM76 221V220H75ZM124 221V220H123ZM122 221V222H123ZM150 221H152V220H150ZM24 222V221H23ZM39 222V225H40V222H43V221H38ZM45 222H44V225H40L41 227L39 228V230L40 231H44V232H42L43 234H40V236H41V238H39L38 236L37 237H35V239H34V235H32V237H31V235H30V233H29V235L30 236H27V237H25V235H18L17 233H15L14 234V230L12 231H10V230H7V229H10V227H6L5 225H0V248H2V249H0V260H4L5 261V264H16V263H21V264H70L72 261H76L78 264H80V263H82V264H118V261H121V260H123V264H126L124 261V259L126 258V259H132L133 257L134 258H138V257H141V256H143V255H147V256H149V257H151V259L150 260H152V258L154 257V258H156V259H153L152 261H150L148 258V260H143V259H141L142 260V262H141V264H164V263H173V264H179L176 260L177 259H175L174 257H176L177 256V253H178V251H177V249H175V248H170V247H168V248H166L165 246H160L161 247V249H158L159 247H155V246H153V247H149V246H147V245H145V243L142 245V246H140L139 245V242H143L142 241V239L143 238H157V236L159 235V238H157V239H163V240H168L169 239V237H170V234H168V233H163V234H157L153 229H151V231L153 232V233H151V231L149 230V232L148 231H146V229H145V231L146 232H144L143 230L142 231H138V229H137V231L138 232H136L135 231V233L134 232H132L131 231V226L129 227V228H131V229H128L129 231H131V232H126V233H123L124 232V229H123V224L120 222V223H118L119 222V220L118 221H108V224H109V226L108 227H106V228H102V229H106V231H98V229L97 230H94V231H92L91 233H89V232H85V231H83V230H76V231H63L62 229H61V226H63V225H61V226H58L57 224H56V226H55V224L53 225V224H51V225H49V223H47V224H45ZM51 222V221H50ZM68 222V221H67ZM77 222H78V220H77ZM87 222V221H86ZM85 222V223H86ZM100 222V221H99ZM115 222H117V225H116V223ZM1 223V222H0ZM3 223V222H2ZM12 223V222H11ZM20 222L18 221V224H19ZM33 223V222H32ZM31 223V224H32ZM69 223V222H68ZM101 223V222H100ZM126 223V224H127ZM166 223H168V222H166ZM5 224V223H4ZM15 224V223H14ZM18 224H16L17 225V228H18ZM20 224H22V227L23 226H25L24 228H26V227H28L27 226V223L26 224H24L23 225V223H20ZM30 224V223H29ZM31 224L29 225V226H31ZM35 224V223H34ZM93 224H96V223H93ZM104 224V223H103ZM110 224H112V226L110 225ZM120 224V225H119ZM150 224V223H149ZM151 224H152V227L151 228H154V227H156V226H154L153 224H154V222H151ZM7 225H9V224H7ZM33 225V224H32ZM66 225H67V223H66ZM80 225V224H79ZM89 225H91V224H89ZM88 225V226H89ZM102 225V224H101ZM125 225V224H124ZM162 225H165V224H162ZM162 225H160L161 227H162ZM37 226V225H36ZM72 226H74V224L72 225ZM87 226V225H86ZM97 226V225H96ZM99 226V225H98ZM105 226H106V224H105ZM115 226H119V227H122V228H120V229H118L117 228V230L118 231H115L116 229H113V228H115ZM154 226V227H153ZM158 226V225H157ZM160 226H158V227H160ZM167 226V225H166ZM165 226V227H166ZM14 227V226H13ZM21 227V226H20ZM21 227V228H22ZM35 227V226H34ZM79 227V226H78ZM82 227V226H81ZM95 227V226H94ZM146 227H147V225H146ZM173 227V226H172ZM172 227H170L171 229H172ZM12 228V227H11ZM29 228V227H28ZM28 228H26V229H28ZM32 228V227H31ZM30 228V229H31ZM66 228V227H65ZM76 228H77V226H76ZM86 227L84 226V229H85ZM88 228V227H87ZM86 228V229H87ZM125 228V227H124ZM145 228V227H144ZM143 228V229H144ZM149 228V227H148ZM163 228V227H162ZM161 228V229H162ZM170 228H168V229H170ZM18 229H20V228H18ZM23 229V228H22ZM60 229V230H59ZM63 229H64V227H63ZM67 229V228H66ZM71 229V228H70ZM72 229H74V227L72 228ZM88 229H90V228H88ZM92 229H94V228H92ZM99 229H101V228H99ZM150 229V228H149ZM166 229V228H165ZM252 229V230H253ZM38 230V231H39ZM136 230V229H135ZM148 230V229H147ZM156 230V229H155ZM157 230H159L160 231V229H158L157 228ZM156 230V231H157ZM167 230V229H166ZM187 230V231H186ZM32 231H33V229H32ZM39 231V232H40ZM56 231V232H55ZM60 231H62V232H66V233H61ZM164 231V230H163ZM171 231V230H170ZM175 231V230H174ZM241 231H242V233H241ZM28 232H30V231H28ZM37 232V231H36ZM61 233V234H59V233ZM250 232H252V231H250ZM264 232V231H263ZM8 233V234H7ZM32 233V232H31ZM160 233V232H159ZM174 233V232H173ZM257 233V232H256ZM21 234V233H20ZM37 234V233H36ZM261 234V233H260ZM36 236V235H35ZM174 236H176V235H173L172 237H174ZM252 237V236H251ZM176 238V237H175ZM178 238V237H177ZM257 239H258V235H257V237H256ZM263 238H264V236H263ZM40 239V240H39ZM130 241V242H132V243H134L135 244V242H137L138 243V249L137 248H135V246L134 247H128V248H126L125 247V244H126V242H128V240ZM171 239V238H170ZM173 239V238H172ZM182 239H183V237H182ZM262 239V238H261ZM260 238H259V240H261ZM34 240H35V243L36 244H47V243H50V245H53V247H55L54 245H57V247H58V245L60 246V245H66V246H71L72 248L71 249H66V250H64L63 249V247L60 249L59 247H58V249H57V247H56V249L57 250H54V248H51L52 246H50L49 245V247L50 248H46V249H44V250H40V249H32V250H30V252L26 249V247H31V248H33L32 246L35 244L34 243ZM147 240V239H146ZM177 240V239H176ZM176 240H174L176 243H177V241ZM184 240V239H183ZM185 240V241H186ZM39 241V242H38ZM45 241V242H44ZM148 241H150V240H148ZM179 241V240H178ZM27 242V243H26ZM43 242V243H42ZM66 242V243H65ZM117 242H121L120 244L121 245H119V246H122L123 244H124V246H122L121 248H119L118 250L116 249V247H115V244H117ZM129 242V243H130ZM144 242H147V241H144ZM155 242V241H154ZM160 242H162L163 243V241H160ZM169 242V241H168ZM175 242H173V243H175ZM182 242H184V241H182ZM106 243H108V244H106ZM112 244L111 246H108L109 244ZM128 243V244H129ZM151 243H152V241H151ZM151 243H149V244H151ZM156 243V242H155ZM155 243H153V244H155ZM161 243V244H162ZM175 243V244H176ZM181 243V242H180ZM263 243H264V241H263ZM31 244V245H30ZM99 244V245H98ZM131 244V243H130ZM129 244V245H130ZM133 244V245H134ZM148 244V245H149ZM167 244H169V243H167ZM172 244V243H171ZM183 244V243H182ZM88 245H91V246H89L88 247ZM128 245V246H129ZM132 245V244H131ZM130 245V246H131ZM132 245V246H133ZM178 245H179V243H178ZM264 245V244H263ZM25 247V253L23 252V251H21V253L23 252L24 254H22V255H20V253L17 251V253L16 252H14L13 250H11L10 248H19V247ZM144 246V248L142 249V251H144L145 250V254H143L142 253V251L141 250H139V247H140V249H141V247H143ZM158 246V245H157ZM168 246V245H167ZM169 246H171V245H169ZM180 246H181V244H180ZM188 246V245H187ZM8 248L6 251H5V248ZM94 247V248H93ZM115 247V248H114ZM183 247V246H182ZM181 247V248H182ZM38 248V247H37ZM67 248V247H66ZM170 248V249H169ZM257 248H259V249H257ZM24 249V248H23ZM188 249H190V250H192L191 248H189L188 247ZM198 249V250H199ZM184 250V249H183ZM182 250V251H183ZM186 250V249H185ZM11 251H13L14 253L12 254L11 253ZM188 251V250H187ZM186 251V253L188 254V252ZM195 251V250H194ZM169 252V256L167 255V253ZM185 252V251H184ZM192 252V251H191ZM190 252V253H191ZM142 253V254H141ZM189 253V254H190ZM180 256H185V255H183V254H181V252L180 253H178ZM5 255V256H4ZM8 255V256H7ZM193 255V254H192ZM52 256L53 257H55L56 258V260H58V259H60L59 261L60 262H56L55 260H53V259H51L50 260V258H52ZM179 256V257H180ZM172 257V258H171ZM186 257V256H185ZM174 258V259H173ZM178 258V257H177ZM180 258H182V257H180ZM18 259H20V262H19V260ZM146 259V258H145ZM170 259H172V260H170ZM37 260V261H36ZM48 260H50V261H53V262H47ZM136 260V259H135ZM135 260H133V262H135ZM155 260V261H154ZM180 260H183V259H180ZM55 261V262H54ZM127 261V260H126ZM130 261V260H129ZM185 261V260H184ZM186 261H187V259H186ZM7 262V263H6ZM132 262V261H131ZM133 262H132V264H133ZM183 262V261H182ZM0 263H1V261H0ZM127 263H128V261H127ZM139 264H140V262H138ZM137 263V264H138ZM188 263H190V264H193V260H191V262H187V264Z\"/></svg>","mask_w":264,"mask_h":264}]
</instances>
